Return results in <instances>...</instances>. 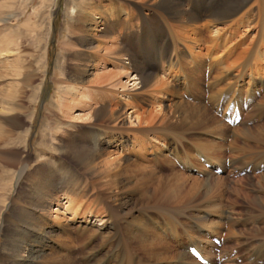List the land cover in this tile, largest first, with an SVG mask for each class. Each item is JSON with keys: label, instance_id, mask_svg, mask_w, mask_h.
I'll use <instances>...</instances> for the list:
<instances>
[{"label": "bare ground", "instance_id": "obj_1", "mask_svg": "<svg viewBox=\"0 0 264 264\" xmlns=\"http://www.w3.org/2000/svg\"><path fill=\"white\" fill-rule=\"evenodd\" d=\"M211 1L200 0L197 6L195 0H126L127 28L121 33L118 18L125 11L111 8L102 12L104 19L100 15L93 21L88 17L95 10L86 6L85 21L95 27L103 23L100 36L110 42L104 52L114 58L116 69L124 70V75L108 71L100 77L117 79L112 86L120 102L112 107L113 100L100 102L89 92L66 97L68 114L78 102V118L86 120L85 126L64 132L84 180L55 185L56 173L36 171L28 189L31 202L12 204L18 234L12 239L11 264H264V123L249 127L243 119L232 127L225 120L235 118L237 109L242 113L247 98L250 110L257 106V118L264 116V0ZM142 4L147 7L143 14ZM252 30L256 34L247 40ZM146 33L161 47L155 61L147 59L153 51L142 42ZM94 37L77 30L78 63L88 62L84 51L94 49ZM166 95L177 96L168 109L158 104ZM123 97L128 114L120 111ZM142 103L158 107L136 114L134 108ZM87 123L122 130L124 137L133 129L145 132L131 153L125 138L113 135L104 141L101 129ZM6 158L3 163L18 160ZM242 171L245 175L228 180ZM66 184L72 188L66 191ZM86 195L92 196L87 208ZM64 219L83 231L102 223L92 235L82 236L86 247L95 245L73 251L76 236L71 237L70 228L64 232L68 238H61L69 251L60 250V242L46 243L47 237H60L46 229L49 221L60 227ZM247 230L252 236L244 241ZM191 247L208 262H200Z\"/></svg>", "mask_w": 264, "mask_h": 264}, {"label": "rangeland", "instance_id": "obj_2", "mask_svg": "<svg viewBox=\"0 0 264 264\" xmlns=\"http://www.w3.org/2000/svg\"><path fill=\"white\" fill-rule=\"evenodd\" d=\"M124 2L126 0H0V264H11L14 245L12 239L18 234L11 221L12 204L18 201L24 206L31 202L32 196L28 189L36 171L45 174L56 173L53 182L55 185L59 182L68 183L70 179L73 184L75 180L77 183L79 179L82 182L84 180L81 178L84 170L77 166L76 159L72 158V154L66 148L64 132L75 131L77 127L85 126L86 120L78 118L77 115L82 111L81 103L76 102L72 105L71 111L73 112L69 114L67 107L63 108V103L67 96L80 98L82 92H89L91 98H98L100 102L104 98L113 100L112 107L120 102L118 101L119 95H116L117 90L112 86L117 84V79L107 77L102 80L100 77L106 75L104 72L108 71L124 75V70L116 69L114 58L104 52L106 45L110 46V42L100 36L101 28L104 27L103 23L101 22L98 27H95L92 22L100 21L99 16L102 15L103 11L113 12L111 8L114 10L118 8L125 11V13H122L121 18H118L121 26L118 27L117 32H124L127 28L124 25L125 19H128L125 16L129 11ZM199 2L200 0H195V5L200 6ZM211 3L214 5V0ZM200 4L201 8L205 7L203 1ZM71 6H75V8L70 9ZM86 6L95 10L94 15L88 17L93 19L91 23H87L84 19V15L88 11ZM141 8V13H145L147 8L145 4H142ZM200 11L204 10L200 9ZM132 14L136 16V12L133 11ZM104 18L105 16L102 15V19ZM141 26L144 25L141 24ZM78 29L87 30L88 33L95 36L94 49L84 51V56L89 59L88 62L78 63L75 59L74 51L78 48L75 44L79 45V42L76 41ZM96 33L97 35H95ZM248 33L247 40L253 37L256 31L252 30ZM142 42L145 45L147 44L148 51L150 49L153 51L151 56H147L149 57L147 59L151 61L153 58L155 61L161 48L157 47V39L153 38L152 40L151 34L146 33ZM140 53L143 52L138 53L139 60H143V55H140ZM180 88L181 85L178 84L177 89L180 90ZM121 91H118L121 93L120 96L125 94ZM176 98L175 95H166L165 99L158 104L168 109L170 100L174 101ZM125 100L126 98L121 101V103L124 102V105L121 106L120 111L125 110L124 112L127 111L128 114L131 108L126 105ZM5 102H8L9 105H4ZM87 102H90V100ZM156 105L157 103L155 105L142 103L141 105L138 104V107L134 110H136V114H141L144 111L156 110L158 107ZM256 107L250 110L245 106L244 111L240 113L242 121L244 119L245 124L249 127L264 123V116L263 119L257 118L259 111L255 109ZM9 108L13 110L9 111ZM218 113L221 116L222 110ZM7 119L15 121L10 123ZM242 121L229 123V125L238 127L242 124ZM87 124L90 127L101 129L99 132L103 135L104 141L113 135L118 138H125L124 143L129 145V152L131 153L133 152L131 149L132 144H136L137 139L143 138L145 132L143 129H133L130 131L131 134L129 133L128 138L127 136L124 137L125 132H122V130H116L115 132L102 126ZM129 124L128 119H126L125 125L129 126ZM131 153L128 155H131ZM149 153H151L150 150ZM16 156H18V160L14 164L2 162L7 159L6 157L15 158ZM149 156L151 157V154ZM162 166L166 167L167 163ZM245 173L242 171L237 175H230L228 177L231 178H228V180L239 178ZM63 176H65V179ZM65 187L66 191L72 188L71 184H66ZM253 188L258 189V186L254 185ZM254 194L257 195L258 193ZM89 196L83 197L86 208L92 202V196L88 200ZM79 203L81 204L82 201H79ZM97 213L101 216L104 215L103 210H101V213L100 211ZM91 221H95L94 217H91ZM61 223L59 227L56 222L49 221L46 229L51 232L50 234L56 233L60 237L55 236L53 239L47 237L46 243L55 244V242H60L59 247L63 245L64 248L60 249L62 251L68 250L65 248L67 247L64 244L65 242L62 244L61 240V238L68 236L64 233L66 229L70 228L73 234L71 235L70 232L71 237L76 236V244L73 245L76 248L73 251H86L95 245V242H89L86 247L82 243L83 237L92 235L94 233L93 229L102 224L97 221L94 227L92 226V228L83 231V229L78 228L77 223L68 222L65 219ZM242 226L240 225V227ZM245 226L252 229L253 224L248 222ZM249 232L251 233L249 230L246 231L244 241L251 238L252 234ZM47 235L49 236V234ZM222 245L223 241L220 243L221 247H223ZM38 251H42L41 246ZM9 257L10 259H8Z\"/></svg>", "mask_w": 264, "mask_h": 264}]
</instances>
